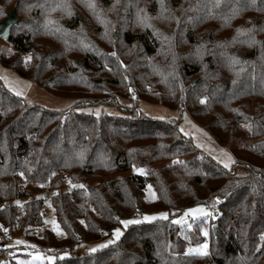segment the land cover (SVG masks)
Listing matches in <instances>:
<instances>
[{
  "label": "trees",
  "instance_id": "1",
  "mask_svg": "<svg viewBox=\"0 0 264 264\" xmlns=\"http://www.w3.org/2000/svg\"><path fill=\"white\" fill-rule=\"evenodd\" d=\"M142 1L0 0V23L16 4L20 17L0 62L53 95L94 100L133 90L179 109L230 150L233 165L202 154L179 117L47 110L0 80V234L56 254L54 264H264V0ZM134 167L146 173L124 175ZM68 180L85 185L52 195L65 236L38 232L44 200L32 196ZM147 183L155 200L145 198ZM199 204L217 219L173 221ZM162 210L170 218L130 224L106 247L61 257L126 217ZM19 256L27 257L0 247V264H21Z\"/></svg>",
  "mask_w": 264,
  "mask_h": 264
},
{
  "label": "rangeland",
  "instance_id": "2",
  "mask_svg": "<svg viewBox=\"0 0 264 264\" xmlns=\"http://www.w3.org/2000/svg\"><path fill=\"white\" fill-rule=\"evenodd\" d=\"M147 1L148 0H143L142 2L145 4ZM8 6H10L9 9H11V7H13V4L8 5ZM106 29H107L106 30L107 36H110V37L111 35L117 36L118 34L117 39L120 42H122L121 41L122 35L118 33V30L115 27H108ZM12 51H13V44L9 41H4L0 38V53L2 52L11 53ZM0 80L3 83V85L7 89H9L11 92L15 93L16 91H21L23 93L22 97H24V100L27 101L29 105L38 106V107H41L47 110L59 111V110H69V109L75 108V109H79V110H82L88 113H93V114H100L103 112L110 113V114L127 112V113L134 114L137 116L145 115L149 119H156V120H164V119L172 118L175 116L179 117L180 118L179 124H181L184 127V130L186 131V133L185 134L183 133V134L185 135V137H187L188 140L192 141L195 145H197V147H199L204 152V154L212 157L222 166H224L225 163L229 164V167L227 168H230L233 165L234 160L230 152L227 149L220 146L217 143V141L214 139V137L210 135L209 133H207L204 130V128L200 127L199 125L195 123L191 124V119H189V117H180L181 112L179 109H170L163 105H158V104L147 102L143 99L138 100L133 90H131L129 94H126V92H122V94L116 95L114 98L109 97L108 99L99 98V99H94V100H87L85 98L73 97V96L72 97L57 96V95H53L50 92L46 91L45 89L38 86L31 80L21 77L16 72H14L12 69L3 66L1 62H0ZM196 141H201L200 144H202V146H198V143ZM138 169H142L143 172L137 171ZM146 170L147 169L145 167H134V170L126 172L124 173V175L132 174V173L145 174ZM120 175L122 174L112 176V178H115ZM81 185L84 186L85 183H76L71 180H68L67 184L63 188L53 189V188H50V186L46 184L42 192L32 196V197H41L44 200V208L42 211V226H41L42 229H38L39 230L38 232H42L44 228H48L52 230L59 238H62L65 236L64 230L62 229V227L59 225L57 221L56 212L52 205L51 198H52V195L56 192H59V191L72 192L75 188L80 187ZM153 194L155 198H153ZM145 198L148 201H152L156 199V190L153 187V185L150 183L146 184ZM4 206H5L4 203H0V218L3 217L4 215V210H3ZM198 206L203 207L206 212L211 214V209L205 204H199L191 208H195ZM185 212H183L180 215L174 216L172 218L173 221L174 222L183 221L182 223H177V224L188 225L189 224L188 223L189 221L187 218L188 215L194 219H198V218L205 216V215H197L196 217H193L192 213H188V215L185 216ZM159 213H166L167 218H170L169 212L162 210V211H157V212H145L141 214L138 213V214H134L129 217H126L122 220H136L139 222H142V221L150 222L153 220H144L143 219L144 216L145 215H149V216L156 215L157 216L156 219H161V217L158 215ZM210 214L206 216H210ZM213 219L214 220L217 219V215L216 217H213ZM129 225L130 224L125 226L123 224H120L114 229L110 230L108 233H105L100 239L79 242L74 246L72 250H68L64 252L63 254H61V257L70 255L71 253L84 254L87 252H91L89 251L90 248L96 247L97 245H100V244H105L107 246L109 245L108 241L117 240V238L114 235L115 229H120V232H121L120 237H121L125 229L129 227ZM210 230H211V223H210ZM7 246L9 247L13 246L14 252L27 255V257H22V256L18 257V260L21 261V264H36L38 262H48L49 264H54L58 258L57 255L54 253H44L34 243L22 237L14 238L13 240L7 243ZM98 249H101V248H97V250ZM201 250L203 251L204 249L201 248ZM50 257L52 259H49Z\"/></svg>",
  "mask_w": 264,
  "mask_h": 264
},
{
  "label": "snow or ice",
  "instance_id": "3",
  "mask_svg": "<svg viewBox=\"0 0 264 264\" xmlns=\"http://www.w3.org/2000/svg\"><path fill=\"white\" fill-rule=\"evenodd\" d=\"M61 6H62V5L58 4L56 7H61ZM88 6L91 7V8H94V7H95V5H94V4H91V3H90ZM63 7H64L65 10L68 12V14L71 15L70 7L67 6V5H64ZM162 7H163V5H162ZM52 10L55 11V8H53ZM140 11L142 12L143 10H140ZM148 20H149V18L147 17V15H144V16H141V17H140V22H141L144 26L151 27V25L148 23ZM49 23H54V22H53V21H49ZM57 30H59V29H57ZM241 31H242V30H240V29L237 30L238 33H240ZM249 31H250V30H249ZM253 42H254V41H253ZM112 55H115V53H112ZM31 59H32L31 55L26 56V57L24 58L25 63L29 62ZM233 63H238V61H236L235 59H233ZM15 94H16L17 96H22V95H23V93H22L21 91H16ZM204 102H205L204 100H201V103H204ZM221 151H223V150H221ZM81 155H82V154H81ZM177 162L180 163L179 161H177ZM224 167H225V168L229 167V164H228V163H225V164H224ZM137 171L143 172L142 169H138ZM21 175H23V174L21 173ZM80 187H83V186L81 185ZM149 187H150V186H149ZM153 198H155V197H154V194H153ZM188 213H192L193 217H196L197 215H205V216H206V215H209V214H210V213L206 212L205 209H204L203 207H199V206H198V207H195V208H190V209H188V210L185 212V216H187ZM158 215H159L161 218H165V219L167 218V214H166V213H159ZM156 218H157L156 215H152V216L145 215L143 219H144V220H154V219H156ZM138 222H139V221H136V220H122V221H120V223L123 224V225H125V226H127L128 224H131V223H138ZM175 222H176V223H182L183 221H175ZM188 226L191 227L190 224H189ZM5 231H6V230H5ZM114 235H115V237L118 239V238L120 237V235H121L120 229H115V230H114ZM204 235H207V232H204ZM262 238H264V237H262ZM108 243L111 244V243H114V241L110 240V241H108ZM102 247H106V245H105V244L97 245L96 247L90 248L89 251H91V252H95V251L97 250V248H102ZM201 247H202V249H206V248H207V244H204V245L201 246ZM190 251H201V248L190 249ZM202 254H207V253H206V252H203ZM49 259H52V258L50 257Z\"/></svg>",
  "mask_w": 264,
  "mask_h": 264
},
{
  "label": "water",
  "instance_id": "4",
  "mask_svg": "<svg viewBox=\"0 0 264 264\" xmlns=\"http://www.w3.org/2000/svg\"><path fill=\"white\" fill-rule=\"evenodd\" d=\"M17 7L18 4H16L10 11H8L6 18L0 23V38L4 41L10 40L11 30L13 26L19 23V18L17 16ZM213 230L216 231V226L213 227Z\"/></svg>",
  "mask_w": 264,
  "mask_h": 264
},
{
  "label": "crops",
  "instance_id": "5",
  "mask_svg": "<svg viewBox=\"0 0 264 264\" xmlns=\"http://www.w3.org/2000/svg\"><path fill=\"white\" fill-rule=\"evenodd\" d=\"M175 111V110H174ZM176 112H178V111H176ZM176 117V116H175ZM180 117H189V119H191V124L193 123H195L194 121H193V119L190 117V116H188V115H186L185 113H180ZM195 124H197V123H195ZM198 125V124H197ZM200 126V125H199ZM201 127V126H200ZM179 130H180V132L183 134H185L186 133V131L184 130V127L181 125V124H179ZM205 130V129H204ZM206 131V130H205ZM207 132V131H206ZM208 133V132H207ZM183 134V135H184ZM185 136V135H184ZM197 143H198V146H202V144H200V142L201 141H196ZM196 143V144H197ZM197 146V145H196ZM199 148V147H198ZM223 148H225V149H227L229 152H230V150L228 149V148H226V147H223ZM200 149V148H199ZM200 152L202 153V154H204V152L200 149ZM230 154H231V152H230ZM204 155H206V154H204ZM232 155V154H231Z\"/></svg>",
  "mask_w": 264,
  "mask_h": 264
},
{
  "label": "built area",
  "instance_id": "6",
  "mask_svg": "<svg viewBox=\"0 0 264 264\" xmlns=\"http://www.w3.org/2000/svg\"><path fill=\"white\" fill-rule=\"evenodd\" d=\"M210 216L212 217H216V214H213L211 212ZM188 221L189 223H193L196 219L192 218L191 216L188 215ZM9 234H0V247H3L7 244V238H8Z\"/></svg>",
  "mask_w": 264,
  "mask_h": 264
}]
</instances>
